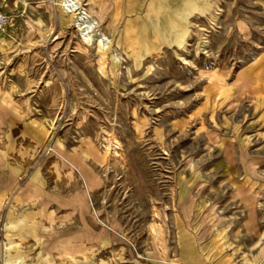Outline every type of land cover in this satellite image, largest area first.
I'll return each instance as SVG.
<instances>
[{"label":"rangeland","instance_id":"rangeland-1","mask_svg":"<svg viewBox=\"0 0 264 264\" xmlns=\"http://www.w3.org/2000/svg\"><path fill=\"white\" fill-rule=\"evenodd\" d=\"M262 3L222 0L212 21L178 43L165 39L185 38L178 19L194 3L152 9L132 34L90 1L81 0L94 10L90 35L62 0L11 9L0 31V107L45 117L47 147L98 150L84 155L102 188L88 197L83 227L100 234L84 243L109 237L123 253L165 261L175 213L199 211L224 227L253 205L264 244V100L243 69L264 55Z\"/></svg>","mask_w":264,"mask_h":264},{"label":"crops","instance_id":"crops-1","mask_svg":"<svg viewBox=\"0 0 264 264\" xmlns=\"http://www.w3.org/2000/svg\"><path fill=\"white\" fill-rule=\"evenodd\" d=\"M33 1L4 0V10L10 14L16 6L22 9ZM82 1L96 3L109 26L128 31L137 27L135 18L149 21L152 9L194 3L178 19L186 26L181 35L185 38L165 39L170 43L184 42L191 30L212 21L222 7V0ZM165 16L161 17L175 19ZM263 60L264 55L261 59L257 55L243 67L258 100H264ZM48 131L45 117L20 116L0 107V264H264V244L259 242L262 218L253 205L236 212L224 227L207 225L199 211L175 213L174 244L165 261L123 253L125 248L112 245L109 237L84 243V234H100L98 228L83 227L92 217L88 197L102 188L98 164L87 162L84 155L97 156L98 150L50 143L47 151ZM99 250L107 254L100 255Z\"/></svg>","mask_w":264,"mask_h":264},{"label":"bare ground","instance_id":"bare-ground-1","mask_svg":"<svg viewBox=\"0 0 264 264\" xmlns=\"http://www.w3.org/2000/svg\"><path fill=\"white\" fill-rule=\"evenodd\" d=\"M62 3L66 7V9L68 11H70V12H76V17H77L76 18V20H77L76 23H77V25L81 28L82 34L88 35L92 31V29L94 27V23H92V22H89L88 23L87 19L91 16V13L94 10L91 7H90V9H88L86 7H82L81 6V1H79V0H65V1L62 0ZM10 16L11 15H9V18L11 20V17ZM10 20H9V22H10ZM0 31H3V30H0ZM87 39H88L87 41H89L90 38L87 37Z\"/></svg>","mask_w":264,"mask_h":264},{"label":"built area","instance_id":"built-area-1","mask_svg":"<svg viewBox=\"0 0 264 264\" xmlns=\"http://www.w3.org/2000/svg\"><path fill=\"white\" fill-rule=\"evenodd\" d=\"M9 15L4 10V0H0V30H5L8 27ZM46 150H50V147H47Z\"/></svg>","mask_w":264,"mask_h":264}]
</instances>
